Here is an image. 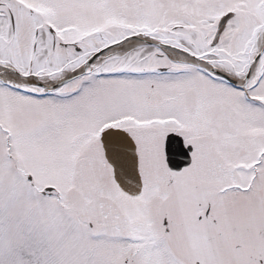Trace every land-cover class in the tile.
Returning a JSON list of instances; mask_svg holds the SVG:
<instances>
[{
    "label": "snow or ice",
    "instance_id": "6c2138e0",
    "mask_svg": "<svg viewBox=\"0 0 264 264\" xmlns=\"http://www.w3.org/2000/svg\"><path fill=\"white\" fill-rule=\"evenodd\" d=\"M0 264H264V0H0Z\"/></svg>",
    "mask_w": 264,
    "mask_h": 264
}]
</instances>
